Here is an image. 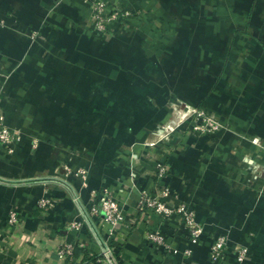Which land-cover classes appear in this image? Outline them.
<instances>
[{
    "label": "crops",
    "instance_id": "obj_1",
    "mask_svg": "<svg viewBox=\"0 0 264 264\" xmlns=\"http://www.w3.org/2000/svg\"><path fill=\"white\" fill-rule=\"evenodd\" d=\"M105 1L135 11L108 37L89 31L84 0H0V121L19 136L0 144V264H264V0ZM177 101L218 127L169 124ZM146 151L164 153V183L202 225L197 243L163 225L177 254L149 240L157 217L137 208L156 185ZM67 166L87 170L86 188ZM103 189L128 217L111 237L80 207ZM218 234L228 247L212 263Z\"/></svg>",
    "mask_w": 264,
    "mask_h": 264
},
{
    "label": "built area",
    "instance_id": "obj_2",
    "mask_svg": "<svg viewBox=\"0 0 264 264\" xmlns=\"http://www.w3.org/2000/svg\"><path fill=\"white\" fill-rule=\"evenodd\" d=\"M89 12V31L102 37L111 35V26L115 22L125 23L135 13L132 9L123 6L108 7L105 0H84ZM175 118L169 122L175 126L181 119L188 118L189 128L199 134L210 133L218 127V123L208 114L201 110L182 104L177 101L173 109ZM171 126L164 124L160 127L161 133ZM163 137L148 141V147H155L156 143ZM19 136L12 132L2 121H0V144L7 146L8 151H11V146L16 143ZM164 153H151L146 151L142 156H147L148 161L153 163V173L156 178V185L152 190H141L137 208L140 211H150L156 220V224H152V230L148 233L149 240L167 250L171 254H177L178 249L172 246L165 234L162 232L163 225L170 222L176 223L185 233L187 239L191 242H199L202 235V225L196 219L195 210L190 204L176 201L177 195L172 191L169 184L164 183V180L169 174L170 167L168 162L163 157ZM66 174L73 173L79 178L82 187H87V170L77 168L72 170L68 166L65 167ZM121 200L110 190L103 189L100 192L90 191L89 204L86 209L87 217L92 222L94 218L100 214L103 224L108 227V236L111 237L115 228L119 225H125L128 217L122 208ZM52 206L50 199H41L38 207L42 210H48ZM18 222V217L15 211H11L8 217V224L15 225ZM93 223V222H92ZM80 223L75 224L78 226ZM228 247V238L226 234H218L209 247V259L212 263L217 262L224 254ZM72 246L69 244L65 247V253L71 251ZM233 250L236 254L237 262H242L247 254V247L244 245H235ZM191 251L185 248L182 255L188 257ZM104 256L110 261L115 262L113 249L107 244L103 249ZM110 255V258L108 257Z\"/></svg>",
    "mask_w": 264,
    "mask_h": 264
},
{
    "label": "water",
    "instance_id": "obj_3",
    "mask_svg": "<svg viewBox=\"0 0 264 264\" xmlns=\"http://www.w3.org/2000/svg\"><path fill=\"white\" fill-rule=\"evenodd\" d=\"M59 182L62 183V184H64V185L66 184V182H63L62 180H59ZM80 207H81L82 212H83V214H84L85 220L88 222V224H89L90 226H92L93 230H95L94 227H93V225L91 224L90 220H89L88 217H87V213L84 212L82 206H80ZM108 257L110 258V255H109ZM113 264H114V263H113Z\"/></svg>",
    "mask_w": 264,
    "mask_h": 264
}]
</instances>
